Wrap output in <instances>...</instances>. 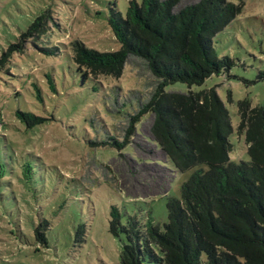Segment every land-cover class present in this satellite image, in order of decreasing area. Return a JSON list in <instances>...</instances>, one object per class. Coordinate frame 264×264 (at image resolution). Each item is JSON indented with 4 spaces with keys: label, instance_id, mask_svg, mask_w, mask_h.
I'll return each mask as SVG.
<instances>
[{
    "label": "rangeland",
    "instance_id": "374dc122",
    "mask_svg": "<svg viewBox=\"0 0 264 264\" xmlns=\"http://www.w3.org/2000/svg\"><path fill=\"white\" fill-rule=\"evenodd\" d=\"M129 1L142 2L0 0V57L43 13L53 18L46 37L0 68V264H120L126 237L110 232L111 208L123 223L135 216L164 230L168 200L180 199L197 171L180 173L171 164L151 135L153 114L141 119L123 150L102 145L116 129L124 141L129 116L150 101L157 82L137 59L120 79L85 80L70 45L119 51L108 20L112 9L125 17ZM177 1L176 11L199 0ZM231 1L243 4L242 13L214 41L231 68L201 86L176 83L165 92L215 89L234 129L230 158L240 163L250 158L237 131L238 103L264 106V0ZM18 112L45 119L43 126L26 131ZM45 224L43 245L34 232ZM79 227L83 234L76 236Z\"/></svg>",
    "mask_w": 264,
    "mask_h": 264
},
{
    "label": "trees",
    "instance_id": "16d2710c",
    "mask_svg": "<svg viewBox=\"0 0 264 264\" xmlns=\"http://www.w3.org/2000/svg\"><path fill=\"white\" fill-rule=\"evenodd\" d=\"M177 4L129 1L125 17L112 9L108 23L120 45L117 52L100 53L79 41L70 45L85 80L120 79L126 64L137 59L157 82L150 101L129 116L124 141L116 129V137L109 136L102 145L123 150L141 119L153 114L151 135L171 164L180 173L197 170L183 184L181 198L168 200L164 230L152 222L142 224L135 216L123 223L118 208H111L110 232L126 237L120 264H264V106L254 107L248 99L238 103L237 131L245 135L250 161L235 163L230 158L234 129L217 91L165 92L176 83L189 89L201 86L231 68L217 56L214 41L242 13L243 4L199 0L176 11ZM52 21L49 12L39 16L3 52L0 68L15 54H23L30 42L46 37ZM16 116L28 132L45 121L28 113ZM2 176L0 170V186ZM47 227L40 225L34 232L43 245ZM82 234L79 227L76 236Z\"/></svg>",
    "mask_w": 264,
    "mask_h": 264
}]
</instances>
